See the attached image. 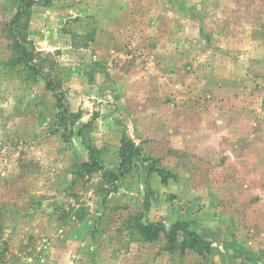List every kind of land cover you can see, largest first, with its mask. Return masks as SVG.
<instances>
[{
	"label": "rangeland",
	"instance_id": "obj_1",
	"mask_svg": "<svg viewBox=\"0 0 264 264\" xmlns=\"http://www.w3.org/2000/svg\"><path fill=\"white\" fill-rule=\"evenodd\" d=\"M33 1L19 33L54 91L7 64L0 0V264H264V0Z\"/></svg>",
	"mask_w": 264,
	"mask_h": 264
},
{
	"label": "trees",
	"instance_id": "obj_2",
	"mask_svg": "<svg viewBox=\"0 0 264 264\" xmlns=\"http://www.w3.org/2000/svg\"><path fill=\"white\" fill-rule=\"evenodd\" d=\"M17 1L20 5L19 9L14 17L6 24V32L8 33V37H6V41L8 42L7 47L12 51L11 57L6 60V62L12 68L22 66L28 69V72H31L34 75L45 79L47 82L48 90L54 91V84L47 80L46 77L42 75L41 71L36 67L37 65L33 63L31 53H29L27 47L25 46L23 35L22 33H19L21 29L20 23L24 14V10L28 7H31L34 4V1ZM58 100L60 101V99ZM121 154L124 156L125 160L131 158L132 156L130 152L126 150V145L123 146ZM84 169L87 174H92L97 170H103V167L96 161H93L91 163H86L84 165ZM125 170L126 165L122 164L119 168L120 173H105L104 178L110 182L117 181L124 175ZM135 229L144 241L154 243L162 238H165L169 245L168 249L173 248V245H175L178 240L179 233H183V239L181 241V247L183 249L194 250L199 255L211 253L210 245L199 234L190 230L188 225L183 222H178L170 229H167L162 223H143L141 220H137Z\"/></svg>",
	"mask_w": 264,
	"mask_h": 264
}]
</instances>
